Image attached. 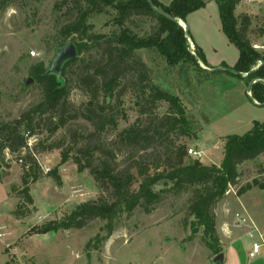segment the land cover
I'll list each match as a JSON object with an SVG mask.
<instances>
[{"label":"rangeland","instance_id":"rangeland-1","mask_svg":"<svg viewBox=\"0 0 264 264\" xmlns=\"http://www.w3.org/2000/svg\"><path fill=\"white\" fill-rule=\"evenodd\" d=\"M159 1L169 4L172 0ZM204 1L206 6L186 20L193 41L203 49L208 61L218 63L224 59L231 63L238 48L220 29L216 0ZM74 6L73 0H10L5 9H0V123L18 117L41 98V90L30 70L41 61L47 71L52 67L60 31L77 16ZM235 14L241 26L243 19L249 18L247 37L254 48L264 51V0H241ZM116 16V10L106 7L90 22L94 24L95 32L111 38L120 31L115 24ZM156 21L153 17L135 15L126 24L138 35L146 36L153 32ZM72 39L73 36L69 37L68 42ZM193 41L188 39L192 53H196ZM31 51L37 54L32 55ZM136 53L152 70L156 83L178 95L186 107L192 128L186 134L181 133L182 129L171 131L169 139L185 143L188 150L200 152L199 156L187 151L188 160L200 159L208 165H220L226 136L244 134L253 127L254 121H264V104L250 99L247 89L252 81L249 83L245 77L225 70L200 72L189 63L172 66L156 48H143ZM97 54L93 49L81 56L89 59ZM80 69L79 64L72 67V78H76L75 73ZM138 74V69L129 71L121 79L114 97L107 100L119 115L118 125H109L101 135L107 146L116 152L120 168L131 160L129 149L117 141L119 132L138 119L142 124L155 123L158 117L170 111L165 101H157L151 106L147 101L150 92H142ZM28 78L33 81L25 87ZM88 100L89 95L73 81L69 101L74 108L82 112ZM141 105H146L150 112L142 114ZM94 128L87 119L80 118L52 137L39 131L29 137L31 146L23 152L28 153L39 143L43 146L64 141L65 147H71L73 131L83 134L74 146L86 144L88 140L84 137ZM168 141L165 140L163 145ZM61 150H34L44 174L60 162ZM5 158V166L0 164V171L3 169L6 173L0 180V264H219L214 262L218 252L210 245V238L205 237V228L200 226L197 231L193 230L194 217L189 211L193 188L168 193L151 213H146L140 206L132 214L122 213L112 234L108 233L106 221L99 218L88 221L81 228L37 233L33 226L62 221L79 203L96 199L103 190L88 169L79 172L76 164L69 160L60 167L61 186L46 175L31 184L35 200L33 212L24 219H16L11 212L21 200L22 163L17 153L8 150ZM239 172L238 184L233 185L229 194L226 192L213 209L217 248L224 254L221 264H251L252 261L264 264V246L256 257L249 256L253 243L261 242L258 232L253 230L252 237L247 231L244 233L246 227H240L241 222L238 223L236 217L237 213L242 218L248 217L243 216L240 208L244 193L239 195L238 190L254 180L264 182V153L239 165ZM137 186L135 183L133 188ZM248 191L246 198L260 201L258 214L264 234V189L254 185ZM232 230L239 234L227 243L224 231Z\"/></svg>","mask_w":264,"mask_h":264},{"label":"trees","instance_id":"trees-1","mask_svg":"<svg viewBox=\"0 0 264 264\" xmlns=\"http://www.w3.org/2000/svg\"><path fill=\"white\" fill-rule=\"evenodd\" d=\"M40 1V0H38ZM241 0H216L219 8L222 31L239 50V58L233 66L242 73L255 70L245 78L252 83L251 100L264 103V51L253 47L247 37L249 18L245 17L242 26L235 14L236 6ZM77 9L76 18L63 26L57 46L65 45L69 37L78 50V56L63 66L64 77L47 73L43 61L35 64L30 74L41 90V98L18 117L0 123V164L5 166V151L18 154L22 160V187L20 202L12 210L16 219H24L33 212L35 200L31 194V184L44 175L54 179L57 185L63 184L60 167L72 160L79 172L86 169L94 177L98 187L103 191L93 200L79 203L62 221H48L33 226L34 232L46 233L59 228H81L92 219L106 221L109 234L115 229L118 217L126 212L132 214L137 207L151 213L170 192H186L193 188L189 203L190 214L194 217L193 230L200 226L210 231V245L219 253L218 240L215 236V205L226 194L229 186L237 185L240 179L239 165L253 160L264 153V121H254L253 127L244 134H229L224 144V155L220 165L205 164L200 159L188 160V147L169 139V133L181 130L186 134L192 128L186 107L180 97L156 83V77L147 64L137 56V50L156 48L169 65L189 63L200 72H211L210 65L203 49L196 43V53H192L185 29L177 21L153 9L148 0H73ZM154 4L174 17L187 20L189 14L204 8V0H172L163 4L153 0ZM10 0H0V9H5ZM112 7L117 11L115 24L120 28L118 34L109 38L107 34L94 31L90 19ZM135 15L153 17L157 21L150 35L140 36L129 26L128 20ZM192 38V36H191ZM193 40V38H192ZM97 50L96 56L89 59L81 55ZM260 62H263L260 64ZM79 64L81 69L72 78L70 71ZM220 66H229L222 62ZM139 70L138 81L142 92L149 90V101H165L170 111L158 117L155 123L142 124L138 119L118 134V143L129 149L130 163L118 167L117 154L102 139V133L110 125H118V113L114 105L107 100L114 97L121 79L131 70ZM215 72V71H214ZM233 75L244 77L230 72ZM89 95L85 110H77L69 101L72 83ZM147 81V84L144 82ZM103 96L104 100L101 101ZM141 113L150 109L141 105ZM123 117H126L123 114ZM85 118L93 124L94 130L86 137L88 142L77 144L83 134L71 133L73 146L65 147L64 141L41 146L36 145L28 150L29 137L45 131L54 136L60 129L70 126L78 119ZM169 140L167 145H163ZM160 143V145H159ZM112 144H115L112 143ZM62 148L60 162L46 174L36 159L34 150L51 151ZM25 153V154H22ZM151 158L148 163L146 159ZM6 167H9L6 164ZM1 170V169H0ZM6 173L0 171V180ZM139 177V179H137ZM138 183L137 188H133ZM254 185L264 189V182L254 180L242 186L238 194L242 195ZM109 193L107 196L105 193ZM209 240V239H208ZM9 264V263H7Z\"/></svg>","mask_w":264,"mask_h":264},{"label":"water","instance_id":"water-1","mask_svg":"<svg viewBox=\"0 0 264 264\" xmlns=\"http://www.w3.org/2000/svg\"><path fill=\"white\" fill-rule=\"evenodd\" d=\"M148 1L154 10H156L157 12H159L161 14H164L166 17H168L174 21H177L181 26H183V28L185 29V32H186V36L188 37V39H191L190 27H189V24L187 23L186 20L174 17L171 14L162 11L161 9H159L154 4L153 0H148ZM77 56H78V50H77L75 43L72 41H69L65 45L58 47L56 50V57L52 63V67L47 71V73H54L60 77H64L63 66L65 65L66 62L76 58ZM261 63H263V62H261ZM202 66L205 67L209 71L225 70V71L233 72L235 74L242 75L244 77L250 75L255 70V68H253L248 73H242V72H239L238 70H236L233 66L206 67L203 64H202ZM32 81H33V78H28V80L25 83V87H27ZM260 81L264 82V80H260ZM253 82L254 81L251 82V84L248 86V89H247L248 95L250 97H252V95L250 93H251V87H252ZM254 102L259 104V105L262 104V103L257 102L256 100H254ZM205 237L207 239L210 238V231L208 229H205ZM223 259H224V254L220 252L215 256L214 262L221 264L223 262Z\"/></svg>","mask_w":264,"mask_h":264},{"label":"crops","instance_id":"crops-1","mask_svg":"<svg viewBox=\"0 0 264 264\" xmlns=\"http://www.w3.org/2000/svg\"><path fill=\"white\" fill-rule=\"evenodd\" d=\"M218 5V4H217ZM200 10H202V9H200ZM197 11H195V12H193V13H191V14H189L188 15V17H187V19L190 17V16H192V15H194V13H196ZM218 12H219V8H218ZM219 18H220V15H219ZM219 23H220V29L222 30V23H221V19H220V21H219ZM219 25V24H218ZM223 32V31H222ZM224 33V32H223ZM191 40H192V38H191ZM193 41V40H192ZM193 43H194V41H193ZM207 50V49H206ZM238 58H239V50H238V54L236 55V57H234L233 59H232V61H231V63L229 62V61H226V60H221V61H219L218 63H214V62H212V61H208L209 63H210V65H212V66H214V67H217V66H220L221 65V63L222 62H226L228 65L230 64L231 66H234L235 65V63L237 62V60H238ZM229 65V66H230ZM248 193H249V191H247L246 193H244V195H243V200H242V202H241V204H240V208H242V210H243V213L245 214V215H248L250 218H251V220H253L254 221V224L257 226V228L259 229V231L262 233V231H263V227H262V222H261V220H259L260 218H259V214H258V206H260V201L258 200V198H252L251 197V199L250 198H246L247 196H248ZM258 203H259V205H258ZM258 214V215H257ZM246 227V229H244V233H245V231H247V233H249V230L250 229H252V228H250L249 226H245ZM224 233L225 234H227V243H230V242H232L233 240H234V238H235V236L236 235H238L239 233L237 232V231H235V230H232L231 232H225L224 231ZM233 233V235H231V234ZM243 234V233H242ZM229 235V236H228ZM249 235V234H248ZM252 251V250H251ZM250 251V252H251ZM251 264H257V263H255V261H252V263Z\"/></svg>","mask_w":264,"mask_h":264},{"label":"built area","instance_id":"built-area-1","mask_svg":"<svg viewBox=\"0 0 264 264\" xmlns=\"http://www.w3.org/2000/svg\"><path fill=\"white\" fill-rule=\"evenodd\" d=\"M31 54L32 55H36L37 53H36V51H31ZM28 145L29 146H31V144H30V141L28 142ZM189 151V153L190 154H193V155H201L200 154V152H198V151H195V150H193V149H189L188 150ZM20 162H22V160H20ZM49 171V170H48ZM230 188H232V186L230 185L229 186V189ZM229 189L227 190V194H229ZM233 189V188H232ZM245 214H243V216H244ZM246 216H248V215H246ZM245 216V217H246ZM236 217H237V222L238 223H240L241 222V224L239 225L240 227H245V226H249L250 228H252V229H250L249 230V236L250 237H252L254 234H253V230L254 231H256V232H258V234H259V237H260V240H261V242H254L253 243V248H252V251L249 253V256L250 257H256L258 254H260V250H261V247L262 246H264V234L263 233H261L260 231H259V229L257 228V226L254 224V221L253 220H251V218L248 216L247 218H242L241 217V214H239V213H237L236 214ZM248 219V220H247ZM248 221V222H247ZM247 222V223H246ZM250 223V224H249Z\"/></svg>","mask_w":264,"mask_h":264}]
</instances>
